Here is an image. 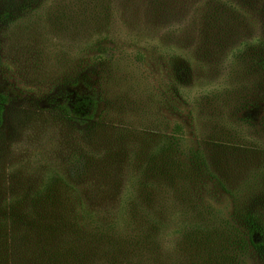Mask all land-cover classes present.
<instances>
[{"label": "trees", "instance_id": "obj_1", "mask_svg": "<svg viewBox=\"0 0 264 264\" xmlns=\"http://www.w3.org/2000/svg\"><path fill=\"white\" fill-rule=\"evenodd\" d=\"M44 1L57 18L59 5ZM180 1L120 0L118 4L141 15L150 2L165 15ZM185 1L190 13L182 16L176 8L179 19L187 27L199 23L200 40L204 38L210 47L206 51L201 43L199 62L218 56L211 66L227 67L213 76L219 88L199 90L202 99H221L222 105L214 126L204 121L197 128L204 141L202 147L198 142L196 150L191 149L190 157L198 158L196 167L182 155L175 135L181 128L167 134L156 125L152 131H141L104 124L105 100L115 83L99 93L85 80L89 76L68 80L63 100L51 99L50 104L88 126L89 142L76 145L72 155L77 159L67 174L53 176L64 160L52 159L38 181L25 185L23 194L14 191L2 199L0 236L8 247L0 253L11 264H238L236 246L241 252L255 251L264 262V0ZM14 6L11 3L0 14V55L7 29L16 20ZM32 6L27 3L24 8ZM113 17L112 12L105 13L102 24L93 30L98 32ZM148 21L158 25L171 19L157 20L151 14ZM160 47L143 50L156 62L174 66L166 44L161 42ZM103 59L114 61L110 55ZM188 65L190 73L192 63ZM184 69L171 68L169 83L190 105L194 94L182 89L179 77ZM19 95L0 80V126L6 106ZM243 103L249 113L239 117L237 110ZM204 110L199 106V115ZM157 123L161 127L160 120ZM242 126L246 132L242 145L215 140L241 135ZM199 159L211 193L232 200V219L199 196L198 182L193 181L199 175ZM52 187L60 192L49 194Z\"/></svg>", "mask_w": 264, "mask_h": 264}, {"label": "rangeland", "instance_id": "obj_2", "mask_svg": "<svg viewBox=\"0 0 264 264\" xmlns=\"http://www.w3.org/2000/svg\"><path fill=\"white\" fill-rule=\"evenodd\" d=\"M54 2L59 5L57 18L56 14L47 11L44 0H0V14L15 3L11 10L16 18L8 27L2 45L0 80L15 87L20 94L6 106L0 126V207L4 206L2 199L6 200L14 191L23 194L26 184L38 181L52 165V159L64 160L53 176L67 174L77 159L72 155L76 145L89 142L85 132L88 126L65 116L50 104L51 99L54 103L62 101L67 81L82 74L84 78L89 76L85 80L97 86L99 93L115 83L113 92L105 100L108 112L102 115L104 124L141 131H152L156 125L158 131L167 134H175L174 131L181 128L180 135H175L182 155L186 158L185 162L191 161L196 167L198 158L190 157L191 149L196 150L198 142L202 147L200 143L204 141L199 137L197 128H202L204 121L214 126L222 105L221 99H202L199 90L219 88L221 84L213 76L218 72L224 73L227 67L211 66L218 56L199 62V47L203 48L201 43L206 45V51L210 48L204 38L200 40L199 23L187 27L176 12L177 8L182 16H188L189 2L181 0L178 7H173L165 15L158 13L156 5L150 2H147L141 15L134 14V9L129 6L130 11L119 5L120 0ZM27 3H33L29 10L24 8ZM40 4L42 9L38 7ZM109 12L116 18L113 17L95 32L94 27L102 24L101 17ZM151 14L157 20L170 18L171 21L155 25L148 21ZM25 20H28L27 23ZM167 24L171 26L164 28ZM135 25L138 28L134 29ZM161 42L166 44L174 66L156 62L144 52L146 46L161 50ZM103 51L106 53H101ZM109 55L114 57L113 62L103 59ZM188 62L193 68L189 67L190 73L185 68ZM109 64H114L119 72L111 71ZM171 68L173 71L185 68L179 77L182 89L187 91L188 88L194 94L190 105L177 95V89H172L169 83L173 77ZM204 72H207L206 76ZM244 105L237 110V116L249 113ZM199 106L205 109L201 115ZM157 120H160L161 127ZM239 130L241 135L235 138L215 140L234 147L242 145L246 132L243 126ZM211 157L214 158L212 152ZM205 177L199 159V175L193 179L198 182L195 187H199V196L212 204L214 211L232 219V200L211 193L209 185L204 184L208 181ZM58 192L60 189L52 187L49 194ZM1 239L6 238L0 236V251H6L8 244ZM236 249L238 264H264L255 251L247 249L241 252L238 246ZM0 256L1 264H11L5 253H0Z\"/></svg>", "mask_w": 264, "mask_h": 264}]
</instances>
